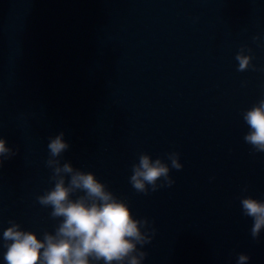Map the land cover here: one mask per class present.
Segmentation results:
<instances>
[{"label":"water","instance_id":"1","mask_svg":"<svg viewBox=\"0 0 264 264\" xmlns=\"http://www.w3.org/2000/svg\"><path fill=\"white\" fill-rule=\"evenodd\" d=\"M242 46L256 70L237 71ZM262 98L264 0H0V138L18 149L0 167V264L9 220L38 239L59 222L36 197L61 131V165L155 228L142 264H264V229L254 240L240 205L264 201V153L243 139ZM170 152L174 184L136 192L139 154L170 165Z\"/></svg>","mask_w":264,"mask_h":264},{"label":"clouds","instance_id":"2","mask_svg":"<svg viewBox=\"0 0 264 264\" xmlns=\"http://www.w3.org/2000/svg\"><path fill=\"white\" fill-rule=\"evenodd\" d=\"M235 59L237 71L256 70L251 63L253 57L243 54V46ZM243 120L249 128L244 141L254 153H264V98L244 111ZM63 137L62 131L49 137L45 163L51 169L54 186L36 197L41 206L51 208L49 216L59 222L52 233L44 231L42 239H38L34 232L22 230L18 223L9 220L10 226L2 233V246L6 248L4 261L6 264H100L101 261L142 264L147 253L141 249L151 242L155 228L147 219H134L128 204L109 191L92 172L74 169L70 162L61 165L60 157L69 148ZM17 152L18 149L6 147L5 139L0 138V167ZM166 158L170 165L160 157L152 159L146 153L139 154L129 177L136 192L147 195L174 184L169 173L170 168L182 169L179 153H167ZM76 193L82 195L73 199ZM240 205L242 214L253 220L250 234L255 240L264 229V201L245 196L240 198ZM249 259L247 254L238 253L236 264H247Z\"/></svg>","mask_w":264,"mask_h":264}]
</instances>
